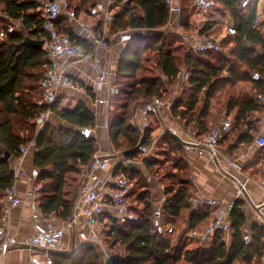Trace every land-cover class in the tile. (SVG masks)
Wrapping results in <instances>:
<instances>
[{"label":"trees","instance_id":"16d2710c","mask_svg":"<svg viewBox=\"0 0 264 264\" xmlns=\"http://www.w3.org/2000/svg\"><path fill=\"white\" fill-rule=\"evenodd\" d=\"M213 1L223 9L235 28V36L225 35L223 41L233 45L234 60L244 67L242 71L233 69V65L225 66V59L219 52H196L192 48L183 51L180 37L164 30L170 14L163 0H111V6L118 9L110 22L111 33L128 32L132 35L135 31L154 32L145 36L132 35L118 60L114 77L118 93L110 102L106 118L108 138L115 153L131 151L125 158L134 159L137 153L134 150L138 145L146 148L152 143L151 127L140 135L131 125L132 110L137 104L155 98L167 100L164 99V84L178 76L181 65L185 68L190 93L173 100L169 112L185 127L195 128L196 136L210 129L211 100L224 85H228L229 89L222 106L226 111L236 108L238 121L245 122L263 108L257 97L264 93V19L254 25L260 0H249L246 9L238 8L240 0ZM187 3L191 4V1ZM93 4L90 0H78L71 12L77 15L81 8ZM39 6L38 0H0L5 21L20 24L18 30H7L5 40L0 41V212L4 192L13 184L11 163L19 158L20 147L32 142L36 182L42 184L37 207L44 216L66 222L71 217L73 196L76 194L69 199L65 197L66 176L70 173L82 175L97 153L96 140L93 137L85 139L80 134L81 128H95V117L82 103L70 106L60 98H56L51 105L37 103L41 95L40 82L50 62L42 48H34L23 41L25 37L39 40ZM193 11V8L188 10L189 17ZM60 18L56 22L59 32L67 36L72 44L90 52L92 46L89 41L76 38L66 19ZM182 20L181 27L188 28ZM98 26L96 32L102 35V25ZM224 26V22L207 20L197 33L214 38L213 33L220 28L222 33ZM143 50H148L152 56H144ZM146 62L153 64L158 75L145 67ZM224 72L228 74L225 77ZM254 74L259 77L255 79ZM242 81L250 84L252 95L234 93L235 85ZM45 112L56 116L66 126L53 128L46 123L41 131H37L34 121ZM159 140L167 146L174 143L170 152L181 155L180 144L170 134H164ZM251 140V136L247 135L242 142L249 143ZM5 152L9 155L8 160L4 159ZM154 163L152 159L142 161L146 169H151ZM174 169L177 167L174 166ZM119 171L136 183L137 169L119 166L115 174ZM164 179L169 181L163 183L162 193L165 199L162 216L167 223H188V228L198 233L216 217V209L190 204L188 177L165 170L161 176V180ZM80 184L76 185L74 192L79 190ZM142 187L136 192L132 185L129 195L136 220L122 225L109 222L100 235L112 248L118 246L124 251V257H112L106 264H256L259 261L264 251V228L253 225L251 242L245 243L243 201L236 200L232 205L229 215L231 234L227 244L219 231L213 234L209 246H200L196 238L186 236L172 244L154 231L151 217L154 206L149 193ZM52 257V264H99L93 245L83 246L71 256L52 254Z\"/></svg>","mask_w":264,"mask_h":264},{"label":"built area","instance_id":"2783aa9c","mask_svg":"<svg viewBox=\"0 0 264 264\" xmlns=\"http://www.w3.org/2000/svg\"><path fill=\"white\" fill-rule=\"evenodd\" d=\"M39 1V16L41 20V28L39 32V40L44 42L42 49L46 53V58L50 62V67L46 71L44 78L40 82V100L37 103L51 105L56 100L57 89L60 87H66L74 89L75 85L70 77L63 72L62 65L68 63L70 60H75L85 65L90 73L94 83L97 86L105 85L106 95L97 102V106L100 110H105L107 118V112L110 109V102L114 96L117 95V88L114 86V81L109 78V73L102 69L101 61L96 53L98 49H107L106 40L100 39L97 42L96 49L92 48L90 52L86 51L84 47L76 44H72L68 37L61 34L56 27V22L65 13L67 9L68 0H38ZM170 17L178 15L181 12V6L177 0H163ZM110 3L111 0H108ZM249 5V0H240L239 9H246ZM191 6L194 9L202 12H208L215 8V2L213 0H191ZM264 0L259 1L257 16L254 19V25L257 26L264 18ZM74 17V14L69 13ZM68 16V15H67ZM225 34L228 36H235L236 31L233 26L226 28ZM130 40V36L126 32L122 34L119 42L124 44ZM192 49L196 52L213 51L220 52L221 46L216 40L211 37L202 34H196L194 38V46ZM62 64V65H61ZM253 77L257 79L258 74H254ZM257 101L264 107V93L257 97ZM173 105L172 100H162L155 98L149 102H142L137 104L131 115L130 123L139 132L140 135L144 131L151 127V118L154 117L159 121L161 116V110L167 109ZM49 112L40 114L34 121L37 131H41L46 125ZM264 121V118H263ZM107 123V120H106ZM231 132V125L228 121L214 125L208 130V132L196 136L195 133H191L190 136L180 137L174 134L172 131L169 133L175 135L180 145L187 151L193 152L198 157H203L209 162L216 164L217 168L223 174L224 177L229 179L232 183L236 184V187L240 193V198L249 200V197L244 190L245 183H242L237 173L241 172V167L230 160L226 161L225 167L220 165L218 159V147L219 143L224 140ZM80 134L83 138L88 139L92 137L93 132L90 128H81ZM254 144L259 149H264V135H258ZM32 150L34 153V145L32 142L21 146L19 149L20 156L17 160H21L27 153ZM137 152L141 151L144 157L148 155L150 150L138 145L136 147ZM117 158L118 163L114 167L113 171L107 177L99 176V172L103 171L108 165L109 160ZM128 163L137 164L136 159H127L121 157L120 154L106 153L93 156L87 170L82 176L81 186L78 192V203L73 206L70 219L65 223L63 228H57L53 224H46L43 228L35 231V233L24 242H17L14 238L8 236V214L9 209L12 206L20 204V200L16 196L15 187L20 179H27L32 181L37 178V175H28L26 171L21 168L20 165L11 167L13 172V184L4 192L2 200V208L0 212V250L1 253L12 247L27 246L33 249H39L41 260L39 262L28 260L25 264H52V254L59 253L61 251V241L63 240L67 231H76V229L82 225V231L76 233L77 239L80 243L88 245H96L100 240L101 233L106 229L107 222H116L118 225L130 223L136 220L134 214L133 204L129 201V195L132 189L131 181L119 171L115 174V170L119 166H125ZM228 169H233L236 174H232ZM35 177V179L33 178ZM42 190V184L36 182L28 193V197L32 199L33 207L37 208L40 192ZM164 197L161 196L158 200V204L152 211V227L154 231L162 236H166L168 233V224L162 216V205L164 203ZM190 204L193 207L208 206L216 209V217L211 220L206 227L198 233L193 234L198 240L200 246H209L213 234L217 231L223 234V241L227 244L230 240V212L232 209V203L224 205L216 199H209L201 195H195L191 197ZM107 208L111 209V212H107ZM82 219V223H80ZM260 225L264 228V216L259 213ZM244 241L246 244L251 242V236L245 230H243ZM256 264H264V251Z\"/></svg>","mask_w":264,"mask_h":264},{"label":"crops","instance_id":"0c3cea01","mask_svg":"<svg viewBox=\"0 0 264 264\" xmlns=\"http://www.w3.org/2000/svg\"><path fill=\"white\" fill-rule=\"evenodd\" d=\"M90 1L94 4L81 8L77 15H74V18L70 21L69 18L66 17V21L68 22L74 36L89 41L94 49H96L97 42L100 39L104 38L106 40L107 49L97 48L96 53L101 61L102 69L109 73L110 80L114 81L118 60L126 44L119 42V39L124 32L110 33L109 31L111 19L117 13L118 9L113 8L111 2L109 3L108 0ZM177 1L180 6H183V4H186L187 1L191 0ZM223 14L224 13L215 16L208 15L206 18L200 17L198 22L210 20L211 22L225 23L226 18ZM81 15H89L90 17L97 18L95 26L91 27V23L89 22L90 27H88V25L81 22V20L76 21L75 17L78 19V17L81 18ZM262 17L264 18V12ZM195 18L197 17L190 16L188 20L189 23L193 24L196 22ZM99 24L102 25V35L96 32ZM226 28L227 26H224L223 33L218 35L219 38H223V36L226 35ZM137 32L138 31H135L134 36H138ZM126 33L131 39V33ZM196 34L197 31L190 36L182 33L181 37L185 44L192 48L194 46V38ZM62 68L64 74L68 75L73 81L75 88L69 89L66 87H60L57 89L56 97L63 99L62 102L68 103L70 106L82 103L88 110H90L95 117V128L92 130V137L96 140L97 154H117L113 150L108 138L105 115L106 109L100 110V107L97 106V102L106 95L104 93L106 91V86H97L91 77L89 69L78 61L70 60L68 63H64ZM173 99L174 98H172V101ZM210 115L211 118L208 123L209 128L225 121H228L231 125L230 134L219 143L218 159L222 167H225L227 160L233 161L241 167V172L237 174L233 169L228 170L232 174H236L242 183H245L244 190L246 191L249 200L240 198V193L236 184L224 177L215 163L209 162L203 157L196 156L193 152L185 150L180 145L182 148L180 156L184 162L187 177L190 182V195L191 197L201 195L209 199H216L224 205L233 204L236 200L243 201V211L245 216L244 230L251 236V228L253 225L262 227L260 225L259 213L264 216V149H259L254 144V140L258 135H264V107L261 108L260 111L254 112L245 122L237 120L236 108L226 111L223 107L221 112H217L212 103L210 105ZM150 118L152 120L151 124L157 125L156 132L153 131L151 133V137L154 135L153 138L159 139L166 133L175 138V135L169 133V131H172L180 137L190 136L191 133H195V128L185 127L181 120L172 118L169 110L166 108L161 110L159 121L154 117ZM47 123L52 125L53 128L66 126L63 121L51 114L48 115ZM158 125L160 126L159 128ZM247 135L251 136V142H242ZM33 155V151L30 150L20 161L13 160L11 167L20 165L28 175H37V171L33 167ZM116 161H118L117 158L109 160L106 168L99 172V176H103L104 178L107 177L110 170L113 171L116 166ZM136 168L137 167L135 166V169ZM84 173L85 171L83 174ZM83 174L76 175L70 173L66 176L67 183L65 186V197L69 199L74 193H76L75 196H73V199L75 198L74 205L78 203L79 190L77 192L74 191L76 185L79 182H82ZM73 176L75 177L73 178ZM35 177L33 176L34 179ZM34 183L27 179H20L15 187L16 196L20 200V204L12 206L9 209V225L7 233L9 237L14 238L20 243L29 239L36 230L43 228L46 224L51 223L57 228H63L67 222H63L53 216L46 217L39 211L38 207H33L32 199L28 197V193L31 191ZM161 196H159L158 200ZM158 200L153 206L158 204ZM138 209H140V207ZM107 212H111V209L107 208ZM80 223H82V219H80ZM108 223L109 222H107V224ZM167 224L169 229L166 234L167 240L174 244L177 243L181 236L191 237L195 234V231L188 228V223L184 224L176 222ZM81 231L82 225H80L76 231L69 230L65 233V236L61 241L60 253L75 254L84 246L83 243L78 241L76 235V233ZM41 258L39 249H33L27 246L12 247L3 253H1L0 250V264H25L28 260L39 262Z\"/></svg>","mask_w":264,"mask_h":264},{"label":"rangeland","instance_id":"374dc122","mask_svg":"<svg viewBox=\"0 0 264 264\" xmlns=\"http://www.w3.org/2000/svg\"><path fill=\"white\" fill-rule=\"evenodd\" d=\"M78 3V0H70L69 3H67V6L70 7L66 9L65 13L62 15V17L60 18L61 20H65L66 17L69 18V21L72 20L74 17L70 16L69 13H71L72 8H74V6H76ZM191 4L186 3L183 4V6L181 5V11L178 15H173L172 17H170V20L167 24V26L164 28L165 32H172L175 35L179 36L180 38V42L182 44V50L184 51L187 50L188 48L190 49V47L185 44V42L183 41L181 35L182 33L186 34V35H192L194 33H196V31L201 27L203 22H198L200 17H208V15H220L224 12L223 9L219 6L215 7L213 10H210L208 12H202L200 10L194 9ZM193 8V14H191L192 16H196V22H194L193 24L189 23V19H187V16L189 15L188 10L190 11V9ZM87 9V8H86ZM68 15V16H67ZM182 15V16H181ZM224 15V14H223ZM225 16V26H232L229 23V19ZM189 18V16H188ZM183 19V20H182ZM76 21H80L85 23L86 25H88V27H90L89 22L91 23V27L95 26L97 18H93L90 17L89 15H81V18L78 17V19L75 17ZM181 20L183 21V23H186V25H188V28H183L181 27ZM20 28V24L19 22H6L5 21V16L2 14L1 12V7H0V41L5 40V33L6 31H10V30H18ZM221 28L218 29L217 31H215L213 33L211 38H213L214 40H216L218 43L221 42L220 46H221V51L219 52L220 55L222 56L223 59H225L223 61V64L225 66H231L233 65V69H237V71H242L244 69V67L242 65H238L236 63V61L234 60V48L233 45L231 43L228 42H224V36L223 38H219V34L221 33ZM110 31V30H109ZM132 32V31H130ZM111 33V31H110ZM134 33H132V35L134 36ZM138 36H145L146 34H151L154 32H149L147 33L146 31H138ZM223 33V32H222ZM177 45V44H175ZM143 55L144 56H152L148 50H143ZM218 57V56H217ZM145 67L149 70H152V72L155 75H158V73L155 71V68H153V64L151 62H146L145 63ZM185 68H183V66L181 65L180 67V71L178 76L170 81L169 83H165L164 84V89H165V94L164 95V99H171L174 98L173 100H176L179 97H183L188 95V93H190L188 91V85H187V81H186V77H185ZM227 72L223 73V76H227ZM163 80V79H162ZM250 84L246 81H242L239 82L235 85L234 87V93L235 94H245V95H252L251 93V89H250ZM229 89L228 85H224V87L220 90V92L217 94V96L211 100L212 105L215 107V109L217 110V112H221L222 108H223V103L226 101V95H227V91ZM221 93V94H220ZM199 97H202V94L199 95ZM152 121V120H151ZM160 126L158 125V128ZM157 125L151 124V129H153V131L156 132ZM154 135H152V143L146 147V149L150 150V152L148 153V155L146 157H144L143 155L146 154H142L141 151H138L136 153V161L137 164L136 165V169H137V175L135 176V180L136 183H134L135 181H131V185H133L134 189L136 192L141 191L140 187H142L141 189L145 192H148L150 195L151 200H153V204L156 203V201L158 200L159 196H161V194L163 193V185L169 183V181H167L166 179L161 180V176L163 175V173L165 172V170L167 172H171V173H178V175L180 177H187V172L185 170V165L184 162L181 158V156H179L178 153H172L170 152L171 147H174L173 144L167 146L166 144L162 143L159 139L157 138H153ZM178 141V140H177ZM179 143V142H178ZM145 159H152L154 163L153 167H151V169H146L144 167V165L142 164V161ZM112 162V161H110ZM118 161H116L117 164ZM176 166L177 169H174L173 171V167ZM75 176H73L74 178ZM164 183V184H163ZM135 184V185H134ZM155 207V206H154ZM167 239V236H163ZM183 237V236H181ZM169 241V240H168ZM172 243V242H171ZM110 243L104 238V236L100 237L99 242L96 245H93L95 250H96V254H97V258L99 261V264H106L107 261L112 258V257H124V251L123 249L119 248L118 246L112 248V246L109 245ZM173 244V243H172Z\"/></svg>","mask_w":264,"mask_h":264},{"label":"water","instance_id":"95a60500","mask_svg":"<svg viewBox=\"0 0 264 264\" xmlns=\"http://www.w3.org/2000/svg\"><path fill=\"white\" fill-rule=\"evenodd\" d=\"M24 44H26V45H29V46H32V47H34V48H42L43 47V44H44V42L42 41V40H35V39H31V38H29V37H25L24 38ZM134 151H136L137 152V150L135 149ZM131 153V151H122L121 153H120V155H121V157H126L127 155H129ZM4 159L5 160H8L9 159V155H8V153L7 152H5L4 153ZM135 164L134 163H128V164H126V168L127 169H134L135 168ZM75 201V198L73 199V202ZM88 244H84V246H87ZM54 254H64V253H54ZM66 255H68V256H71L72 255V253H69V254H66Z\"/></svg>","mask_w":264,"mask_h":264}]
</instances>
